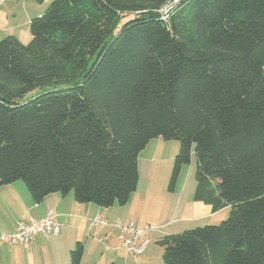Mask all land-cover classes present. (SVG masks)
<instances>
[{
	"label": "trees",
	"instance_id": "16d2710c",
	"mask_svg": "<svg viewBox=\"0 0 264 264\" xmlns=\"http://www.w3.org/2000/svg\"><path fill=\"white\" fill-rule=\"evenodd\" d=\"M29 32L0 39V186L124 205L177 140L168 188L194 150L193 199L228 213L164 235L163 263L264 264V0H51Z\"/></svg>",
	"mask_w": 264,
	"mask_h": 264
},
{
	"label": "crops",
	"instance_id": "0c3cea01",
	"mask_svg": "<svg viewBox=\"0 0 264 264\" xmlns=\"http://www.w3.org/2000/svg\"><path fill=\"white\" fill-rule=\"evenodd\" d=\"M38 1L9 0L3 3L0 6V38L13 35L20 40L18 28L24 26L23 29H25V24H28L32 18L30 14L40 15L39 13H42L35 5V2ZM138 173L139 179H149L152 173L151 163L139 157ZM138 186L126 204H114L108 207L97 206L89 202H78L71 193L67 195L51 193L39 203H35L26 186L18 181L0 186V234L12 231L16 222L21 219L46 217L49 212L53 215L54 220L62 225L58 234L47 237L39 235L28 246L0 241V264H69L70 251L78 242L83 247L79 264H109L112 261L117 264H151L155 262L154 247L147 249V245L145 251L136 260L124 248L120 247L114 233L106 241L99 240L101 236L110 231L109 227L90 228L88 223L89 219L99 215L108 222L151 224L148 220L146 221L145 217V212L149 210L146 200L149 192H144ZM225 210L208 212L212 214V219H219L225 217ZM167 223L168 221L152 225L163 226ZM179 232L182 231L165 234ZM162 237L163 234L160 231L147 234L148 243L153 239L158 243ZM159 246L161 245L159 244ZM160 249L159 253L162 256V247Z\"/></svg>",
	"mask_w": 264,
	"mask_h": 264
},
{
	"label": "rangeland",
	"instance_id": "374dc122",
	"mask_svg": "<svg viewBox=\"0 0 264 264\" xmlns=\"http://www.w3.org/2000/svg\"><path fill=\"white\" fill-rule=\"evenodd\" d=\"M51 0H39L35 2L36 6L43 13ZM31 12V11H30ZM41 14V13H39ZM30 16H37L36 13ZM29 16V17H30ZM28 26V27H27ZM18 28L20 41L27 43L30 40L29 23ZM1 39V38H0ZM179 142L177 140H165L162 137L152 138L145 148L140 152L139 157L142 160L149 161L152 166V173L149 179L140 178L138 181L139 189H143L147 194V204L149 210L146 213V221L152 224H161L168 221L167 224L156 225L157 231L161 234L173 231H183L185 229L193 228L196 226H204L210 223H219L227 216L228 210H225V217L212 219L210 214L209 205L202 201L193 199V192L195 188V170L196 159L194 150L190 155L189 163L182 166L178 178L176 180L174 190L168 188L169 179L172 172L173 160L178 151ZM23 183L21 180H17ZM148 188L149 190H147ZM145 220V219H144ZM155 233L156 231H151ZM154 237V235H153ZM156 240L148 243V248H155L153 255L155 262L151 264H163ZM140 255L136 257L139 258ZM138 262V261H137ZM140 264V263H139Z\"/></svg>",
	"mask_w": 264,
	"mask_h": 264
},
{
	"label": "built area",
	"instance_id": "2783aa9c",
	"mask_svg": "<svg viewBox=\"0 0 264 264\" xmlns=\"http://www.w3.org/2000/svg\"><path fill=\"white\" fill-rule=\"evenodd\" d=\"M6 1L9 0H0V6ZM88 223L90 228L97 226L109 227L110 231L101 236L99 240L106 241L111 237L112 233H114L120 247L124 248L127 253L135 259L145 251L148 245L149 240L147 234L151 231H157L158 228L150 224L137 225L133 222L121 221L108 222L99 215L89 219ZM61 226L60 223L54 220L51 212H49L46 217H29L17 221L12 231L0 234V241L28 246L35 241L39 235L47 237L58 234Z\"/></svg>",
	"mask_w": 264,
	"mask_h": 264
}]
</instances>
